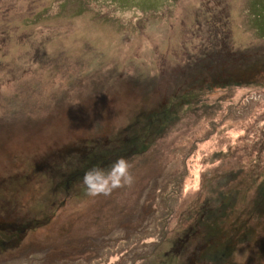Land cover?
<instances>
[{"label": "rangeland", "instance_id": "rangeland-1", "mask_svg": "<svg viewBox=\"0 0 264 264\" xmlns=\"http://www.w3.org/2000/svg\"><path fill=\"white\" fill-rule=\"evenodd\" d=\"M263 2L0 0V264H212L208 229L264 264Z\"/></svg>", "mask_w": 264, "mask_h": 264}, {"label": "trees", "instance_id": "trees-1", "mask_svg": "<svg viewBox=\"0 0 264 264\" xmlns=\"http://www.w3.org/2000/svg\"><path fill=\"white\" fill-rule=\"evenodd\" d=\"M257 17H258V19H264V16H260L259 15ZM262 29H264V20H262V22L260 23V27H259V30L262 31ZM262 63L264 64V59L263 58L260 61H258V62H254V72H252V70H250L248 67L247 68L245 67L244 70L242 69L243 70L242 74L245 75V78H246V75H251V73H254V76L255 75L256 76L261 75L262 72L257 71V70L259 68V65L262 64ZM263 71H264V69H263ZM211 73L213 74L212 82L214 83L215 87H225V86H230V85L231 86H238V85H241V84H252L253 83L251 80H243L244 79L243 75H242V81L236 82V78L234 79L233 76H230V77L224 76L226 74L224 71H222V73H220V74H216L214 72V70H213ZM229 75H231V74H229ZM250 77L251 76H248V78H250ZM219 82H220V84H219ZM131 142H130L129 148L133 147V148L136 149L137 148V146H136L137 145V141L134 140L132 143ZM118 152L119 151H117V153ZM114 154H116V153H114ZM107 156H110V155L104 154L103 157L100 158L101 163H103L106 160L105 157H107ZM118 157H121V155L120 156H116L115 159L118 158ZM99 165H101V164H99ZM93 167H98V165H95V166L93 165ZM84 173H82V174H84ZM231 175L234 176V178L229 180V182L236 179L235 175H233V174H231ZM229 182H224V183L227 184ZM260 200H262V206H263L264 198L262 197V193H261ZM17 231L12 232V233H6V232L4 233L3 232L2 234L11 235L10 239L14 240L16 242L15 244H17L19 242V240H18V237H16V234L17 233H22L23 230L21 229L20 230L21 232L19 230H17ZM189 231H190L189 234H191L192 227L189 228ZM189 234L185 235V239L183 240V242L188 240ZM206 235H209V239H207L206 242H203V244H201L198 247V249H197L198 252L199 251L203 252V250L205 249L204 251H206V252H205L204 256L212 264H233L232 261H231V258H232L233 254L235 252V248L238 246L239 241L236 240V238L232 239L230 237H225V239H223L222 236L219 235L218 230H215V229H211V230L208 229ZM4 248H7V247H4ZM99 249H101V248H99ZM153 249H154V247H153ZM0 250H2V246L0 247ZM140 259L144 260L145 258L141 257ZM194 259H196V257ZM194 259H193V261H194Z\"/></svg>", "mask_w": 264, "mask_h": 264}, {"label": "clouds", "instance_id": "clouds-1", "mask_svg": "<svg viewBox=\"0 0 264 264\" xmlns=\"http://www.w3.org/2000/svg\"><path fill=\"white\" fill-rule=\"evenodd\" d=\"M132 181L130 165L124 157L115 159L107 171L93 167L87 170L82 177L85 193L92 197L109 195L114 189L130 185Z\"/></svg>", "mask_w": 264, "mask_h": 264}, {"label": "bare ground", "instance_id": "bare-ground-1", "mask_svg": "<svg viewBox=\"0 0 264 264\" xmlns=\"http://www.w3.org/2000/svg\"><path fill=\"white\" fill-rule=\"evenodd\" d=\"M165 264H175V261L174 259H168V260H165Z\"/></svg>", "mask_w": 264, "mask_h": 264}]
</instances>
